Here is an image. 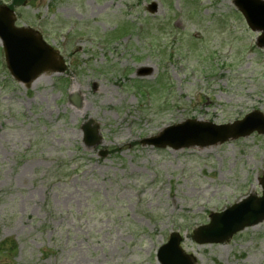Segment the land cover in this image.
Wrapping results in <instances>:
<instances>
[{"label": "rangeland", "instance_id": "obj_1", "mask_svg": "<svg viewBox=\"0 0 264 264\" xmlns=\"http://www.w3.org/2000/svg\"><path fill=\"white\" fill-rule=\"evenodd\" d=\"M232 1L0 0L66 64L26 88L0 44V264H158L171 232L197 264H264V221L222 244L192 239L261 193L264 136L140 145L187 120L264 114V49ZM89 121L101 139L90 148Z\"/></svg>", "mask_w": 264, "mask_h": 264}, {"label": "water", "instance_id": "obj_2", "mask_svg": "<svg viewBox=\"0 0 264 264\" xmlns=\"http://www.w3.org/2000/svg\"><path fill=\"white\" fill-rule=\"evenodd\" d=\"M235 5L245 16L249 26L253 30L262 31L263 35L258 44L264 46V3L258 0H235ZM155 11L153 5L150 9ZM15 17L7 7H0V39L2 40L8 68L12 75L19 81L29 85L39 74L43 72H63L64 66L56 53L43 43L40 36L31 30H19L14 28ZM145 72V71H143ZM213 128L211 134H205L202 144H209L216 141H226L229 138L246 136L253 131L264 133V120L261 115L253 113L241 122L232 126ZM222 131V138L219 132ZM86 134V144H93L95 130L89 129V124L84 127ZM182 129L177 128L172 132L170 138L158 143L153 140L144 141L145 144L165 146L161 144H176L178 142L189 143L185 138L179 137ZM196 140V139H194ZM173 146V145H171ZM264 190V182H263ZM251 199V203H253ZM264 203V197L261 199ZM264 217V204L259 210H252V206L247 202L238 205L220 214L211 216V222L206 227L199 228L194 238L200 242H221L232 236L236 231L245 226L254 225ZM179 237L171 235L167 245L161 247L158 252V260L161 264H193L191 256H185L178 249Z\"/></svg>", "mask_w": 264, "mask_h": 264}]
</instances>
